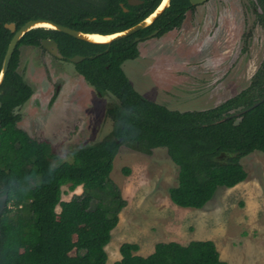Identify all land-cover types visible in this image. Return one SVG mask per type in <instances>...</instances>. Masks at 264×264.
Listing matches in <instances>:
<instances>
[{
    "label": "trees",
    "instance_id": "16d2710c",
    "mask_svg": "<svg viewBox=\"0 0 264 264\" xmlns=\"http://www.w3.org/2000/svg\"><path fill=\"white\" fill-rule=\"evenodd\" d=\"M161 1L0 0V71L13 36L5 27L8 22L19 28L30 19L47 18L84 32L110 34L142 21ZM256 2L264 23V0ZM193 8L190 0H170L153 23L110 45L46 27L20 38L0 85V195L7 194L0 214V264H106L105 247L126 205L110 176L122 144L149 154L153 148L167 149L179 167L170 198L182 207L203 208L220 187L247 179L241 160L254 151L264 153V58L247 88L203 110H172L145 97L122 67L140 55L135 37L143 40L155 30L162 36L179 28ZM45 38L57 41L64 58L83 55L75 69L99 94L116 98L107 109L114 123L110 135L76 148L72 160H62L49 141L37 140L17 125V109L33 95L18 70L20 49L43 48ZM63 185L70 190L81 186L82 192L64 201ZM138 250L137 243H122L114 264H228L210 239L160 241L148 255Z\"/></svg>",
    "mask_w": 264,
    "mask_h": 264
},
{
    "label": "rangeland",
    "instance_id": "374dc122",
    "mask_svg": "<svg viewBox=\"0 0 264 264\" xmlns=\"http://www.w3.org/2000/svg\"><path fill=\"white\" fill-rule=\"evenodd\" d=\"M261 14L255 0H209L188 11L181 27L140 40V55L126 60L123 70L138 92L172 110L215 107L247 88L261 66ZM18 70L33 88L19 108L18 126L49 141L62 160L110 135L114 123L107 109L116 98L99 94L74 62L39 46H22ZM241 163L245 181L220 187L203 208L182 207L170 198L179 167L167 149L153 148L149 154L122 144L110 176L126 205L105 247L106 264L121 258L124 242L137 243V253L148 255L160 241L208 239L227 262L264 264V153L254 151ZM62 190L67 201L82 187L63 185Z\"/></svg>",
    "mask_w": 264,
    "mask_h": 264
},
{
    "label": "water",
    "instance_id": "95a60500",
    "mask_svg": "<svg viewBox=\"0 0 264 264\" xmlns=\"http://www.w3.org/2000/svg\"><path fill=\"white\" fill-rule=\"evenodd\" d=\"M206 0H190L191 4L196 5V4H200L202 2H204ZM129 4L131 5H136V4H140L142 2V0H128ZM164 2V0L161 1V3L158 5V7L150 14L148 15L145 19H143L142 21L138 22L137 24L119 31V32H114V33H110V34H101V35H105V36H110L108 39L106 40H96L93 37H91L93 34H99L96 32H84L60 23H57L51 19H47V18H34V19H30L27 22H25L23 25H21L19 28H17L16 24L14 22H8L5 24V27H7L11 32H13V36L8 44L5 56H4V60H3V65L0 71V85L2 84L6 72L8 70L9 67V62L10 59L13 55V52L15 50V47L18 43V41L20 40V38L29 30L33 29V28H37V27H46V28H53L59 31H62L64 33H67L73 37H76L78 39H82L88 42H92V43H98V44H108L110 45L113 41L121 39V38H125L137 31H139L140 29H143L145 27H147L148 25H150L151 23H153L155 21L156 18H158L161 13L169 6L170 4V0H167V2L162 5ZM48 24V25H46ZM157 30H155L154 32H152L151 34H149V37L156 35ZM140 37H136L135 41H139ZM42 46L44 48H46L47 50H49L53 55L62 58L63 54L59 51V46L58 43L55 39H51V38H45L42 40ZM84 59L83 55L80 54H76L72 57H70V60L72 62H79L81 60ZM258 103H256L255 105H257ZM254 105V106H255ZM6 200H7V194H3L0 195V214L2 213V211L5 208L6 205Z\"/></svg>",
    "mask_w": 264,
    "mask_h": 264
},
{
    "label": "flooded vegetation",
    "instance_id": "af4514ba",
    "mask_svg": "<svg viewBox=\"0 0 264 264\" xmlns=\"http://www.w3.org/2000/svg\"><path fill=\"white\" fill-rule=\"evenodd\" d=\"M207 1H209V0H206V1H204V2H202V3H200V4H203V3H205V2H207ZM255 3L257 4V2H256V0H255ZM200 4H196V5H193L194 6V8L196 7V6H198V5H200ZM259 6V5H258ZM260 7V6H259ZM193 8V9H194ZM261 8V7H260ZM193 9H190V10H193ZM190 10H188V11H190ZM261 10H262V8H261ZM188 11H187V13H188ZM187 13H186V15H187ZM186 18V17H185ZM181 27V26H180ZM176 29V28H175ZM174 30V29H173ZM154 32V31H153ZM157 33H158V30H157ZM157 33H156V35H157ZM151 34V33H150ZM147 37H149V35L147 36ZM136 38V37H135ZM140 40H141V38H140ZM139 40V41H140ZM139 41H137L138 43H139ZM44 48V47H43ZM44 49H46V48H44ZM47 50V49H46ZM49 53H51L49 50H47ZM60 51V50H59ZM52 54V53H51ZM53 55V54H52ZM55 56V55H54ZM62 58H64V55H63V57ZM68 59L70 60V57H68ZM75 63V62H74ZM57 91H59V89L57 90ZM56 92V91H55ZM56 95H57V93H56ZM53 97V96H52ZM52 99V98H51ZM17 112H19V109H17ZM20 113V112H19ZM21 120V119H20ZM19 120V121H20ZM18 121V122H19ZM17 125H18V123H17Z\"/></svg>",
    "mask_w": 264,
    "mask_h": 264
},
{
    "label": "bare ground",
    "instance_id": "6f19581e",
    "mask_svg": "<svg viewBox=\"0 0 264 264\" xmlns=\"http://www.w3.org/2000/svg\"><path fill=\"white\" fill-rule=\"evenodd\" d=\"M166 2H167V0H166ZM165 0H164V2H163V4L162 5H164L165 3ZM46 25H48V24H46ZM49 26V25H48ZM91 37H93L94 39H96V40H106V39H108L110 36H105V35H101L100 33L99 34H93Z\"/></svg>",
    "mask_w": 264,
    "mask_h": 264
},
{
    "label": "crops",
    "instance_id": "0c3cea01",
    "mask_svg": "<svg viewBox=\"0 0 264 264\" xmlns=\"http://www.w3.org/2000/svg\"><path fill=\"white\" fill-rule=\"evenodd\" d=\"M220 253H221L220 255L222 256V251H221V250H220ZM228 263H229V264H232V262H231V261H229Z\"/></svg>",
    "mask_w": 264,
    "mask_h": 264
},
{
    "label": "snow or ice",
    "instance_id": "6c2138e0",
    "mask_svg": "<svg viewBox=\"0 0 264 264\" xmlns=\"http://www.w3.org/2000/svg\"><path fill=\"white\" fill-rule=\"evenodd\" d=\"M165 2H166V0H165Z\"/></svg>",
    "mask_w": 264,
    "mask_h": 264
}]
</instances>
